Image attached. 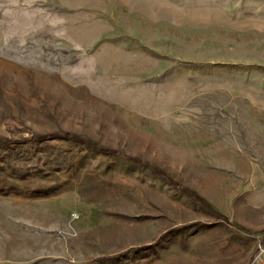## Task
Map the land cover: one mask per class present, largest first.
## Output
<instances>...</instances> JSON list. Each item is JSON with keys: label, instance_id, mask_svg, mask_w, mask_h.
I'll return each mask as SVG.
<instances>
[{"label": "rangeland", "instance_id": "rangeland-1", "mask_svg": "<svg viewBox=\"0 0 264 264\" xmlns=\"http://www.w3.org/2000/svg\"><path fill=\"white\" fill-rule=\"evenodd\" d=\"M0 264H264V0H0Z\"/></svg>", "mask_w": 264, "mask_h": 264}]
</instances>
